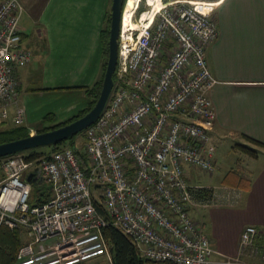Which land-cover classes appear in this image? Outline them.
<instances>
[{"label": "built area", "instance_id": "1", "mask_svg": "<svg viewBox=\"0 0 264 264\" xmlns=\"http://www.w3.org/2000/svg\"><path fill=\"white\" fill-rule=\"evenodd\" d=\"M206 4L164 2L137 30L125 29L121 14L113 88L99 117L81 132V149L0 159V226L22 230L28 238L13 264L110 260L107 227L121 230L147 260L212 262L210 239L189 214L198 188L184 171L187 165L207 172L215 167L216 113L208 92L216 80L205 51L218 33L216 6ZM149 7L141 0L134 19ZM23 12L19 0H0V122L13 106L16 126H24L25 109L18 103L15 71L32 57L22 45ZM38 181L49 184L51 196L30 205ZM258 235L255 226H245L238 251L264 264ZM238 262L222 258L218 263Z\"/></svg>", "mask_w": 264, "mask_h": 264}, {"label": "crops", "instance_id": "2", "mask_svg": "<svg viewBox=\"0 0 264 264\" xmlns=\"http://www.w3.org/2000/svg\"><path fill=\"white\" fill-rule=\"evenodd\" d=\"M19 1L24 7L22 45L32 57L15 71L18 103L25 109L24 127L35 132L62 125L88 107L86 89L102 72L100 34L111 0ZM202 1H218L213 14L218 34L205 51L216 80L208 92L216 113L212 142L217 149L224 138L237 141L247 158L244 166L239 165L251 183L247 190L224 183L217 187L190 183L211 192L196 191L189 214L203 225L215 250L210 264H219L222 258L256 264L258 259L248 252L239 254L238 248L247 225L260 231L256 241L264 247V0ZM8 112L0 132L16 127L13 106Z\"/></svg>", "mask_w": 264, "mask_h": 264}, {"label": "trees", "instance_id": "3", "mask_svg": "<svg viewBox=\"0 0 264 264\" xmlns=\"http://www.w3.org/2000/svg\"><path fill=\"white\" fill-rule=\"evenodd\" d=\"M125 1L126 0H124V3ZM142 10H143L142 6H140L139 11H142ZM109 23H110V9L106 17L105 26L101 30V34H100L102 50L104 53V62L102 65L101 75L91 87L86 89V93L91 99L88 107L82 113L70 119L69 121H72L82 116L87 111H89L99 96L101 86H102V79H103L104 71L106 67L107 56H108ZM113 80H114V74H113ZM54 127H57V126H54ZM54 127L43 128V129L37 128L35 132L36 133L42 132L48 129H52ZM80 134L81 133L77 135H80ZM28 135H29V130L26 127L16 126L12 129L0 132V143L13 140V139H17V138H21V137H26ZM77 135L67 139L68 147L73 148V149L75 148L74 142L76 140ZM61 143L51 145L49 147V150L46 152L39 153L37 152V150L30 149L28 150L29 154L24 153V155L26 159H35L41 155H49L53 151L64 148L63 146L60 145ZM243 149L245 150L247 148L243 147ZM246 151H248L247 153H252V151L250 150H246ZM20 153H23V152H20ZM78 155L81 157V159L84 162L85 160H84L83 155H81L80 153H78ZM223 183L226 185H230V186L242 189V190H247L249 189L251 180H250L249 174H247L245 169L239 165L231 169L225 174ZM197 191L206 192V194H210L207 192H211V189L200 188ZM50 196H51V188L49 184L38 181V182H35L32 186L29 203L30 205L40 204L42 202L47 201L50 198ZM2 228L4 227L0 226V229ZM8 231L12 235H8L9 232L8 233L0 232V264H13L16 253L22 244V241H21V235L23 233L22 230H19V229L9 230L8 229ZM103 235H104V238L106 239L109 252H110V260H109L110 262L106 264H155L156 263V262L143 258L140 255L137 247L132 243L131 239L127 235H125L121 230L114 228V227H107L103 230ZM78 264H99V263H87L84 261Z\"/></svg>", "mask_w": 264, "mask_h": 264}, {"label": "water", "instance_id": "4", "mask_svg": "<svg viewBox=\"0 0 264 264\" xmlns=\"http://www.w3.org/2000/svg\"><path fill=\"white\" fill-rule=\"evenodd\" d=\"M123 6L124 0H111L107 62L101 90L92 108L82 116L52 129L0 143V158L37 147L61 143L82 132L99 117L113 88V74L117 64L118 33ZM27 180H31V175L27 177Z\"/></svg>", "mask_w": 264, "mask_h": 264}, {"label": "rangeland", "instance_id": "5", "mask_svg": "<svg viewBox=\"0 0 264 264\" xmlns=\"http://www.w3.org/2000/svg\"><path fill=\"white\" fill-rule=\"evenodd\" d=\"M162 1L167 2L171 0H162ZM197 1H200V0H197ZM141 6H142V9H144V5H141ZM139 12L140 11H138L137 15L139 14ZM39 129H43V128H39ZM67 141L68 140L61 143L60 145L63 147H68ZM236 142H237L236 140H232L230 138H226V139L224 138L223 141L220 144H218V147L216 149L215 169L212 172L204 171L203 169L197 166H192V165L185 166L186 168L184 171H185V174H186V177L189 183H191L192 185H196V186L204 185V186H216L217 187L219 185H222L224 174L227 169L231 167L235 168L239 166V164L244 166L246 164L245 159L247 158L245 157V154L242 153L239 150V148L235 145ZM213 143H216V142H213ZM74 144H75V147L81 149L82 140H81L80 135L76 136V140ZM49 147L50 146H42V147L34 148V150H37V152L41 153V152L48 151ZM24 153L29 154V151L28 150L23 151V154ZM1 174L2 172H1V160H0V177H1ZM5 228L6 227L0 229V232L8 233L9 232L8 228L6 229ZM8 235H12V234L9 232ZM21 241L22 243H25L28 241V238L25 236L24 233H22L21 235ZM109 262H110L109 259L103 256L96 257V258H93L87 261V263H99V264H106Z\"/></svg>", "mask_w": 264, "mask_h": 264}, {"label": "bare ground", "instance_id": "6", "mask_svg": "<svg viewBox=\"0 0 264 264\" xmlns=\"http://www.w3.org/2000/svg\"><path fill=\"white\" fill-rule=\"evenodd\" d=\"M140 1L141 0L125 1L122 10V22L125 29L137 30L140 27V25L147 24L150 19L152 20V11L158 10L164 3L162 0H145L147 5L150 6L149 11L148 12L143 11L140 14L139 19H134V13ZM188 1H190V3L192 4L207 5L206 4L207 1H202V0L200 1L188 0ZM213 4L217 6L218 1H213ZM204 9L206 10V6Z\"/></svg>", "mask_w": 264, "mask_h": 264}]
</instances>
